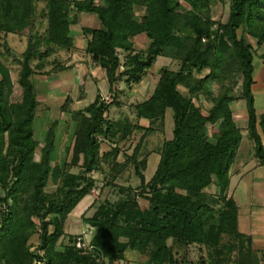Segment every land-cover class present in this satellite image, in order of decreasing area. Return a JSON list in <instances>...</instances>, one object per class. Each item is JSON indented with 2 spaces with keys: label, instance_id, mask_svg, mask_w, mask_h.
<instances>
[{
  "label": "trees",
  "instance_id": "16d2710c",
  "mask_svg": "<svg viewBox=\"0 0 264 264\" xmlns=\"http://www.w3.org/2000/svg\"><path fill=\"white\" fill-rule=\"evenodd\" d=\"M45 1L47 25L39 35L33 31L34 0H0V30L29 34L18 73L19 100L9 99L13 80L0 58V203L7 207L0 215L2 264H32L37 253L27 239L36 225L33 215L40 222L39 247L47 264H91L98 256L113 264L126 248L143 252L147 247L155 264H163L166 258L179 264L172 255L176 242L213 244L210 264H260L264 258L256 254L258 246L252 235L238 227V202L225 191L242 136L231 108L237 97L245 100L248 133L254 154L264 167V112L259 119L253 92L255 56L251 43L238 33L242 27L258 45L264 44V0H228L225 20L210 16V6L217 0H187L190 8L185 10L179 8L178 0ZM82 11L95 13L101 22L100 26H85V50L105 70L114 97L106 101L98 92L88 104L70 110L74 127L68 151L71 161L81 167L73 174L52 165L57 118L50 122L36 156L34 120L39 99L31 79L35 73L31 60L35 56L42 60L57 47L72 48L75 42L70 25L79 21L78 12ZM138 34L149 40L145 51L134 49L133 37ZM41 43L47 45L43 50ZM119 49L126 51L123 61ZM158 55L179 61V66L162 68L150 95L133 104L137 118H146L149 124L128 116H110V106L121 104L115 94H119V81H140ZM204 69L208 70L202 73ZM235 73L241 75L239 96L230 93L223 82ZM215 80L222 81L217 91L208 87ZM69 99L66 96L62 108ZM203 99L210 103L207 108ZM168 108L172 110V136L164 139L156 169L146 180L148 154H142L143 142L148 132L163 128ZM135 130L142 131L138 142L124 161L112 163V169L116 175L132 163L140 191L116 202L102 200L85 218L92 229V248H77L72 242L65 250H56L67 215L95 186L92 172L101 168L109 155L116 156L119 143L132 137ZM103 142L111 144L114 153L101 151ZM60 176L64 186L47 191L49 179L56 181ZM213 176L221 192L218 209L193 199V194L213 182ZM136 195L152 203L157 212L153 218L143 216L147 207ZM48 215L51 217L46 219ZM138 215L143 216L140 221Z\"/></svg>",
  "mask_w": 264,
  "mask_h": 264
},
{
  "label": "rangeland",
  "instance_id": "374dc122",
  "mask_svg": "<svg viewBox=\"0 0 264 264\" xmlns=\"http://www.w3.org/2000/svg\"><path fill=\"white\" fill-rule=\"evenodd\" d=\"M179 8L185 10L190 8L187 0H178ZM140 5L135 7V13L139 14ZM46 1L34 0V10L32 15L33 31H37L39 35L45 33L46 20ZM229 11L228 0H217L209 9L211 18L215 20H225ZM74 10L71 11V17ZM79 21L70 25L71 32L74 36V46L70 49L56 48L44 59L39 60L37 56L33 57L31 64L35 73L31 74V79L35 85V91L39 99L36 118L34 120V136L38 140L36 149V156L40 154V147L45 135V132L50 122L57 118L62 121L56 125V148L53 155L52 165L63 166L67 172L77 174L81 167L77 163L71 161V151H68L73 143L72 121L70 110L72 108H81L88 104L95 97L96 88L99 89L101 96L106 101H111L114 93L108 91L107 81L103 79V68L91 57L85 50L87 41V32L84 30L85 26H100L101 22L97 15L92 12H78ZM238 33L246 37L247 41L251 43L254 52V71L253 76L255 82L253 84V92L255 97V107L259 119L264 112V44L258 45L256 38L246 33L242 27L238 29ZM28 33H14L0 30V58L8 66L13 80L12 92L9 95L11 101L20 99L21 86L18 82V73L21 67L22 52L27 46ZM134 49L145 51L149 40L145 34L136 35L133 37ZM47 47L45 43H41L40 48L43 50ZM121 60H124L126 51L119 49ZM63 66L57 69V67ZM179 66V61L158 55L153 64L147 68L144 76L138 82L131 84L120 80V93L116 94L121 100L120 105L112 104L109 108L110 116L114 118L128 116L132 120L136 119L133 104L137 101L145 99L153 91L154 86L158 80L162 68L168 67L176 69ZM124 68V66H121ZM208 69H204L202 73ZM105 72V71H104ZM95 76V77H94ZM95 78V79H94ZM216 82V83H215ZM214 83L209 84L208 87L217 91L222 81L215 80ZM229 88V92L237 96L241 93V75L235 73L230 75L225 81ZM183 92L186 89L180 87ZM97 94V93H96ZM66 96H69V103L66 107H61ZM84 98V99H83ZM203 105L207 108L209 102L203 99ZM78 106V107H77ZM231 108L239 124L242 132L241 141L235 153L233 162L230 165L228 175L231 182L226 188L225 194L232 195L238 202V227L245 232H253L254 236L264 238V180L260 181L259 174L264 176V167L253 169L257 157L254 154V142L250 138L247 129V110L245 100L237 97L231 102ZM165 130H153L146 134L142 154L147 153L148 163L144 169L146 180H149L154 170L156 169L160 148L162 147L165 138L172 136L173 117L172 110L165 115ZM260 129V124L257 125ZM141 130L134 131L132 137L128 140H123L119 143V151L117 155L112 154L102 162V167L92 172L95 178V186L91 188L87 194L67 215L64 229L65 232L60 235L55 243L56 250H65L69 244L74 243L77 248H92L90 244L92 229L85 221L87 216L93 214L102 200L109 202H116L125 195H133L140 191L138 186L140 179L134 171L132 163L123 166L121 171L113 175V162H122L126 159V155L131 153L135 144L138 142ZM112 145L103 142L101 151L112 150ZM259 182H256L254 175ZM213 182L206 186L201 193L193 194V199H200L207 202L214 208L218 209L222 206L221 192L216 183V176H213ZM81 181H75V183ZM82 183V182H81ZM258 186H257V184ZM63 176L58 177L56 181L49 179L45 189L49 192L56 190L58 187H63ZM24 195H21L23 198ZM141 205H146L147 209L142 213L146 219H151L157 214L152 208V203L136 195ZM6 205L0 203V215L6 209ZM161 213V212H160ZM158 212V214L160 215ZM143 216L138 215L137 220L140 221ZM48 215L46 219H49ZM32 218L36 225L29 234L27 244L30 249L37 253V256L32 260L35 264V259H41L44 264L47 260L44 255V250L39 246L40 244V222L37 216ZM53 226H50L52 229ZM259 234H258V233ZM251 234V233H249ZM253 238V236H252ZM121 240L126 237L121 236ZM254 240V239H253ZM255 241V240H254ZM167 242L170 244L171 239ZM256 242V241H255ZM260 245H264V241H259ZM257 244L256 254L263 256L264 248ZM172 255L179 264H210V255L214 250V245L207 246L205 243H190L183 244L176 242L173 244ZM149 249L139 252L135 249L126 248L123 252V257L114 260L113 264H155V261L150 258ZM108 260L102 256L93 257L91 264H109ZM0 259V264H2ZM163 264H171L169 258L163 260ZM264 264V259L260 261Z\"/></svg>",
  "mask_w": 264,
  "mask_h": 264
},
{
  "label": "crops",
  "instance_id": "0c3cea01",
  "mask_svg": "<svg viewBox=\"0 0 264 264\" xmlns=\"http://www.w3.org/2000/svg\"><path fill=\"white\" fill-rule=\"evenodd\" d=\"M138 35H140V34H138ZM105 70H103V79H105V81H107V79H106V75H105V72H104ZM95 77V76H94ZM95 79V78H94ZM107 87H108V83H107ZM118 89H119V91H118V93H120V86L118 85ZM109 91V90H108ZM100 93V91H99V89L98 88H96V93ZM96 93L94 94V96L96 95ZM148 97V96H147ZM84 99V98H83ZM78 107V106H77ZM169 109L170 108H168L167 109V111H166V113H168L169 112ZM165 119L166 118H164V121H165ZM72 121V120H71ZM133 121H138L140 124H142V125H145V126H147L148 124H149V120L148 119H146V118H143V117H141V118H136V119H134ZM60 122H62V121H60V120H58V124L60 123ZM72 131H73V127H74V122L72 121ZM173 127V126H172ZM165 128H166V125H165V123H164V126H163V128L161 129V128H158V129H156V130H165ZM153 131V130H152ZM160 157V156H159ZM147 163H148V158H147ZM262 165L259 163V161H257L256 162V164H255V167L253 168L254 170L255 169H258L259 167H261ZM257 176V174H255L254 175V178ZM259 178H257V179H259L260 181H263L264 180V176L262 175V173L261 174H259ZM256 178H255V180H257ZM256 182H259L258 180L256 181ZM230 181H229V185H230ZM257 184V183H256ZM257 186H258V184H257ZM84 198V197H83ZM82 198V199H83ZM81 199V200H82ZM80 200V201H81ZM247 233H251V235L253 236V239L259 244V246H262L263 248H264V245H260V243H259V241H264V238H262V237H260L259 235L258 236H254V233L251 231V232H247ZM258 233V232H257ZM259 234V233H258Z\"/></svg>",
  "mask_w": 264,
  "mask_h": 264
},
{
  "label": "built area",
  "instance_id": "2783aa9c",
  "mask_svg": "<svg viewBox=\"0 0 264 264\" xmlns=\"http://www.w3.org/2000/svg\"><path fill=\"white\" fill-rule=\"evenodd\" d=\"M34 261L35 264H44L41 259H35Z\"/></svg>",
  "mask_w": 264,
  "mask_h": 264
}]
</instances>
